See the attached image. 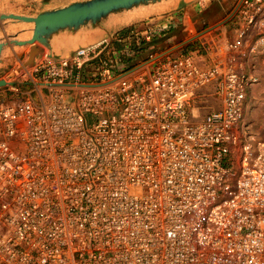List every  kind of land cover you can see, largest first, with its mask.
I'll return each mask as SVG.
<instances>
[{
  "label": "built area",
  "instance_id": "built-area-1",
  "mask_svg": "<svg viewBox=\"0 0 264 264\" xmlns=\"http://www.w3.org/2000/svg\"><path fill=\"white\" fill-rule=\"evenodd\" d=\"M160 17L1 79L0 264H264V135L243 122L264 0L203 56L140 57L180 23Z\"/></svg>",
  "mask_w": 264,
  "mask_h": 264
},
{
  "label": "water",
  "instance_id": "water-1",
  "mask_svg": "<svg viewBox=\"0 0 264 264\" xmlns=\"http://www.w3.org/2000/svg\"><path fill=\"white\" fill-rule=\"evenodd\" d=\"M188 0H39L36 14L0 13V22L30 24L28 38L19 39L16 32L0 37V68L8 64L13 55H7L9 45L21 49L29 47L26 63L32 64L45 52L53 59L67 58L85 44L95 33L103 30L109 38L136 23L163 16ZM100 40V41H101ZM22 54L17 52L15 54ZM0 80V86L5 85Z\"/></svg>",
  "mask_w": 264,
  "mask_h": 264
},
{
  "label": "crops",
  "instance_id": "crops-1",
  "mask_svg": "<svg viewBox=\"0 0 264 264\" xmlns=\"http://www.w3.org/2000/svg\"><path fill=\"white\" fill-rule=\"evenodd\" d=\"M236 2V0H218L216 5L212 6L207 3V0H188L186 3L179 4L174 11L165 15L179 16L180 23L171 26L163 37H155L151 42L144 43L140 50V57H144L153 49L173 53L197 50L202 55V46L211 45L214 48L224 46L228 40L235 37L237 31V25L229 20L230 10L234 8ZM217 12L220 13V17L216 19ZM147 21L136 23V25H144ZM201 25L206 27L198 29ZM106 31L95 33L89 40L84 41L85 44L95 40L100 41ZM122 31L124 29L120 32ZM204 60L206 63L209 62L207 57Z\"/></svg>",
  "mask_w": 264,
  "mask_h": 264
},
{
  "label": "rangeland",
  "instance_id": "rangeland-1",
  "mask_svg": "<svg viewBox=\"0 0 264 264\" xmlns=\"http://www.w3.org/2000/svg\"><path fill=\"white\" fill-rule=\"evenodd\" d=\"M217 1L218 0H207V3L214 6L216 5ZM39 10V0H0V13L12 12L17 14H36ZM231 11L232 10H230V12ZM219 17L220 13L217 12L216 19ZM30 27V24L9 21L0 22V37H7L9 34L20 32V30L28 29ZM204 27L206 26L201 25L198 29H203ZM29 35L30 32L27 30L25 32H20V34H18V38L25 39L28 38ZM16 51L22 52V54H15ZM28 51L29 47H25L23 49L12 45L7 47L6 54L13 55V57L10 58L7 65L0 68V80L19 65L22 66L25 63L27 67L29 66L26 63ZM254 63L255 73L258 75V82L252 87L249 99L246 101V106L243 112V122L250 127V130L253 132V134L262 136L264 135V54L258 56ZM212 91V88L209 87L203 93L204 96L200 99L201 102H204V105H207L204 109L217 107L215 99L210 94ZM204 111H201V114H204Z\"/></svg>",
  "mask_w": 264,
  "mask_h": 264
}]
</instances>
